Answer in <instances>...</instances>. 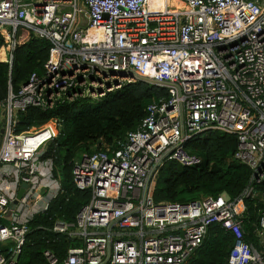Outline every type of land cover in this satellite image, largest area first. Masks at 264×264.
<instances>
[{"label": "built area", "instance_id": "obj_1", "mask_svg": "<svg viewBox=\"0 0 264 264\" xmlns=\"http://www.w3.org/2000/svg\"><path fill=\"white\" fill-rule=\"evenodd\" d=\"M180 1L182 9L167 0H0V61L11 63L19 27L51 44L43 71L0 102V264L19 261L30 221L61 190L47 152L58 145L62 121L18 130L17 113L97 102L139 80L165 88L168 97L148 105L116 147L75 160L73 182L91 197L73 222L53 224L80 242L63 264H182L213 222L235 237L222 264H264V253L245 242L240 219L252 187L232 200L152 197L164 163H202L185 143L210 129L236 135L234 157L257 182L264 179V0ZM257 232L264 247V212ZM43 255L59 263L50 250Z\"/></svg>", "mask_w": 264, "mask_h": 264}, {"label": "trees", "instance_id": "obj_2", "mask_svg": "<svg viewBox=\"0 0 264 264\" xmlns=\"http://www.w3.org/2000/svg\"><path fill=\"white\" fill-rule=\"evenodd\" d=\"M261 1V0H259ZM5 38L0 25V49ZM50 42L19 27L12 35L11 63L0 61V102L10 90L18 91L34 72L41 73L49 56ZM165 88L139 80L126 84L97 102L76 100L59 103L53 109L28 107L17 113L18 130L40 126L51 118L62 121V135L47 156L53 158L54 173L60 179L61 190L50 202L48 210L33 217L26 242L16 264H49L43 252L50 250L63 264L67 249L80 242L67 233L53 231L60 219L75 220L77 212L90 197V190L78 189L72 177L76 159L84 153L116 147L146 116L148 105L167 99ZM185 148L202 158L200 165L180 166L174 161L164 163L154 177L151 193L158 202H186L201 196L225 195L239 197L247 187L253 194L245 197V210L240 216L244 240L264 253L257 229L264 212V179L257 182L253 170L234 157L237 138L219 130L195 134ZM234 234L220 223L208 225L201 245L182 264H222L230 255Z\"/></svg>", "mask_w": 264, "mask_h": 264}, {"label": "crops", "instance_id": "obj_3", "mask_svg": "<svg viewBox=\"0 0 264 264\" xmlns=\"http://www.w3.org/2000/svg\"><path fill=\"white\" fill-rule=\"evenodd\" d=\"M153 2H156V0H153ZM167 2L169 6H172L173 8L176 9H182L185 7L184 3L180 0H167Z\"/></svg>", "mask_w": 264, "mask_h": 264}, {"label": "water", "instance_id": "obj_4", "mask_svg": "<svg viewBox=\"0 0 264 264\" xmlns=\"http://www.w3.org/2000/svg\"><path fill=\"white\" fill-rule=\"evenodd\" d=\"M21 195H22V189L18 192V194L16 196L17 199L20 198ZM16 201H17L16 199L13 200L12 203H11V205H10V207H13L16 204ZM6 216H7V218H9V216H10V210L7 212V215Z\"/></svg>", "mask_w": 264, "mask_h": 264}, {"label": "rangeland", "instance_id": "obj_5", "mask_svg": "<svg viewBox=\"0 0 264 264\" xmlns=\"http://www.w3.org/2000/svg\"><path fill=\"white\" fill-rule=\"evenodd\" d=\"M89 101L92 103L94 100H93V99H90ZM152 185H153V184H152Z\"/></svg>", "mask_w": 264, "mask_h": 264}]
</instances>
